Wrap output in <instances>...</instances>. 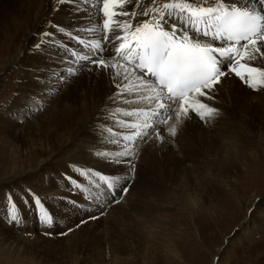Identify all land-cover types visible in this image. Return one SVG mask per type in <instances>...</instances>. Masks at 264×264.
Returning a JSON list of instances; mask_svg holds the SVG:
<instances>
[{
  "label": "rangeland",
  "instance_id": "obj_1",
  "mask_svg": "<svg viewBox=\"0 0 264 264\" xmlns=\"http://www.w3.org/2000/svg\"><path fill=\"white\" fill-rule=\"evenodd\" d=\"M49 1L48 12L51 13L57 0ZM101 2L102 0H94L86 7L97 9ZM83 11L79 9L78 13ZM27 12L28 10L24 11L22 15L20 13L18 22L11 25L9 34L6 33L0 39V132L2 131L0 133V264H116L117 258L120 259L121 264H209V259L217 255L222 264H264V128L254 122L249 124L248 128L243 125L245 132L236 137L229 133L222 137L221 133H218L219 130L232 127L233 124L227 122L226 118L219 121L217 117L221 114L215 117L218 124L214 118L210 123L202 122L201 125L206 131L209 130V124L215 126V130H210L214 135H208L209 138H213L217 134L215 139L210 138V144L216 145L215 149L209 146L206 152L199 151L197 154L199 158L194 165L186 164L187 169L184 170L177 168L176 174L172 177L169 175L170 179L168 177L164 186L155 183L157 176L154 182L149 179L145 184L139 185L135 184V177L133 183L135 186L130 188L128 195L121 194L115 202L103 204L105 207L102 206V211L95 215L96 218L88 219L83 224L87 227H91L93 222L94 226L98 225L94 235L87 236L75 231L79 218L76 214L77 218L74 217L73 213L68 214L63 224L56 221V228H48L43 224L38 217L43 215L44 210L38 211L37 206L25 204L24 199L30 200L31 197H23L20 194L26 188H31L44 198V204L53 212L62 204V197L73 194V191L69 190L71 185L57 183L54 175L60 165L74 152H78V146L85 141V138L80 137V140L74 141L75 144L71 148H60L53 153L49 152L50 142L47 146L41 140L33 141L36 139L33 130L38 116L42 115L44 109L47 110L61 95L63 85L49 94L50 92H45L43 89L33 92L30 85L23 84L22 77L27 75V70L22 64L14 63L12 59L19 54L23 35L29 29L28 18L31 12L29 14ZM41 33L31 36L28 52H34L33 46L40 41ZM81 34L79 33L78 39L72 42L74 46L85 48L79 40L85 43L90 40L80 38L83 37ZM90 43L92 45L97 42L90 41ZM87 49L90 50L91 46L87 45ZM48 51L49 48H45L38 53L45 56ZM102 57L110 59L109 56ZM30 59V55H26L24 59L26 67L30 65ZM72 61L76 64L82 63L83 68L78 72H72L68 79H64L67 74L61 77L62 72H55L56 74L53 73L48 77L41 76V72L28 73L33 76L38 86L42 85L46 88L53 81L61 80L63 84L69 86L70 91L69 94L67 91L65 96L68 95L62 99L71 100L76 96L75 90H79L80 93L86 83L90 88L94 85L91 81L86 82L90 74L87 70L90 65L75 58ZM251 64L257 63L252 60ZM61 65L64 66V63L58 64ZM14 99L24 102L23 105L32 101L31 103L38 104L41 110L36 113L31 112L29 106L22 108V105H16ZM130 118L134 119L132 116ZM225 122L229 124L226 125ZM161 127L163 130L160 138H155L156 134L153 132L142 143L137 144V148L134 149L137 155H139L137 149L141 151L150 144L160 146L164 138L171 137L168 134V126L161 122ZM3 131L13 132L3 133ZM24 138H31L32 143L25 142ZM82 139L84 140L81 141ZM110 140L109 133L104 134L92 146L104 149ZM104 142L106 144H103ZM88 143L87 141L85 145ZM58 145L60 146V143ZM217 147H221L219 151H216ZM108 148L111 149V146ZM172 149L174 151V148ZM225 155L232 156L233 159L239 157L235 163L233 160L232 168L223 167L217 162V158L220 157H222L220 160H224L227 157ZM92 157H95V154H92ZM137 161V158L132 161L135 167ZM83 181L85 178H81L80 182ZM98 183L105 182L87 180L85 184L80 183V191L77 193H82L83 197L87 198L91 189L97 188ZM10 191L17 197L15 209L10 207L6 199ZM77 193L73 196L80 199ZM116 202L120 205L117 208ZM61 211H64L63 207ZM13 212L17 223H11ZM97 221L98 223H95ZM69 226L73 232H68ZM117 234L124 246L121 250H116ZM94 236L100 241L96 252L89 250L93 248L86 245L94 239ZM93 256L99 259H94Z\"/></svg>",
  "mask_w": 264,
  "mask_h": 264
},
{
  "label": "snow or ice",
  "instance_id": "obj_2",
  "mask_svg": "<svg viewBox=\"0 0 264 264\" xmlns=\"http://www.w3.org/2000/svg\"><path fill=\"white\" fill-rule=\"evenodd\" d=\"M64 2L57 0L52 11L59 12V6ZM115 3L116 0H103L101 8L104 39L112 43L108 30L113 23L123 32L115 48V56L111 58L115 63L101 56L102 46L98 43H93L89 54L83 56L62 43L57 38L58 34H65L73 41L78 39L79 33L71 23H51L41 33L40 41L33 46L34 52H42L49 44L58 46L66 55L71 53L77 60L90 65L87 69L89 72L109 76L110 83L114 81V87L118 89L110 99L115 102L120 97L124 104L138 105L123 115H135L138 121L143 117L142 121L129 125L131 134L118 138L122 141L119 150L97 152L95 157L89 152L91 158L105 167L113 168V172L100 175L104 168L93 171L86 162L70 161L67 172L61 175L62 180L77 189L80 175L99 176V180L107 185L105 187V183H98L96 190L90 192L87 198L79 192L77 195L80 199L76 196L61 198V203L69 213L82 214L76 227L85 224L88 219H95L94 213L100 212L103 204H111L121 194L129 193L135 180L132 161L137 153L134 149L153 130L160 138L158 125L161 122L168 126L173 138L186 121L195 119L205 124L211 122L219 115V110L201 102L200 98L213 100L233 77L249 88L257 85L264 87V69L247 63L255 59L256 55L264 56V0H214L211 3L206 0L203 5L196 6L186 0H169L159 7L153 6L150 11H144L146 19L135 26L115 20ZM65 27H72L73 31L65 33ZM79 43L85 42L79 40ZM110 69L115 70V74ZM68 71L71 73L72 69ZM119 123L124 125L127 122ZM120 165H126V168L117 170L115 166ZM20 195L31 197L30 200L24 199L25 204L37 206L38 211L44 210L38 218L45 226H56L57 213L47 208L44 198L31 188H26ZM101 195L103 200L99 198ZM16 198L11 191L6 195L13 209L17 207ZM64 218H67V214ZM11 223H17L15 212L12 213ZM72 230L68 228V232ZM209 264H222L219 255L210 258Z\"/></svg>",
  "mask_w": 264,
  "mask_h": 264
},
{
  "label": "bare ground",
  "instance_id": "obj_3",
  "mask_svg": "<svg viewBox=\"0 0 264 264\" xmlns=\"http://www.w3.org/2000/svg\"><path fill=\"white\" fill-rule=\"evenodd\" d=\"M48 1L49 0H35V2L34 0H0V39L6 33L9 34L10 29L12 27L11 25L14 24L15 22H18L20 13L22 15V13L24 14V11L26 12V10H28L27 14L31 12L32 16L30 14V17L29 18L27 17L28 21L30 22L28 26L29 29L27 33L23 35V42L21 46H19V54L15 56L12 59V61L14 60L13 61L14 63H17L18 65L22 64L24 69L26 68L27 75L25 74L22 77L23 84L24 86L30 85L33 92H37V90L43 89L45 92H50L49 94H51L56 91L57 87L63 85V90L61 95L57 97L54 103H52V105H50L47 110L44 109L42 115L38 116L36 120L37 122L36 127L33 130V135H35L36 139L35 140L33 139V141L41 140L47 146L51 144V146H49V152L53 153L60 148H65V147L71 148L72 146H74L73 144H75L74 141L80 140V137L85 138V141H83L84 139L81 140L83 142L81 143V145L78 146L79 148L78 152H74L66 162L60 165L59 170L54 175V180L57 183L68 185L65 180L61 179V175L67 172L68 167H70L69 165L70 161L86 162L87 165L92 166L94 171L99 168H104V171L100 173L101 175H105L107 173L113 172V168L105 167L102 163L98 162L97 160H92L91 157L89 156V152H91L92 154H96L97 152H105V151L112 152L119 150L122 141L118 138L123 137L124 135L131 134L132 129L130 128L129 125L131 123L135 124L137 122L142 121L143 117H140V121H138L135 115L132 116L134 119L123 115V113L125 112L133 111V109L136 108L138 105L124 104L122 103V98L120 97H117L115 102H113V100L110 99V96H112L116 91H118V89L114 87L115 82L113 81L112 83H110L111 78L103 74L98 75L96 72H90V74H88V79L86 82L88 83L90 81L93 82L94 84L92 85L93 88H90V86L87 87L86 85L88 84L86 83V85H84V87L81 89L80 93L78 92L79 90H75L77 92L75 93L76 96L71 100L62 99L66 97L70 91H69V86L65 85V83L63 84L61 80L53 81L48 88L42 85L38 86V84L35 82L36 80L34 81L33 76L28 73L29 71L32 72L33 74L34 73L39 74L41 72V76L44 77H48L49 75L51 76L53 75V73L56 74L57 72L59 73L62 72L64 75L67 74L66 76H64V79L65 78L68 79L72 72H78L82 68L81 67L82 63L79 64L80 62H78L76 64L75 62L72 61L73 58L76 59L75 56L72 57V55H68V56L65 55L63 50L59 49L58 46H53L50 44L46 45L45 48L46 49L49 48L50 52L48 51V54H46L45 56L39 54L38 52H32V53H30V51L28 52L29 41L31 39V36H33L38 32H43L49 27L51 23H57L60 25H68L69 23H71L72 25L75 26L76 32L80 34L82 33L81 35L83 37L80 38H84L85 40H90L92 42H97L98 44H100L102 46V52H101L102 56H109L110 59L108 60H110V62L112 63L116 62L111 58L112 56H115V48L118 47L120 42L119 38L123 35L121 28L117 27L116 24L113 23L108 30V36L111 37L112 43L109 44L104 39V35H105L104 27H103L104 16L103 13L101 12V8L103 7V0L100 3L101 6L99 5L97 9H90V8L87 9L86 7L89 3H92L94 0H87V1L74 0V2L73 0H65V2L59 6L60 11L55 13L54 12L49 13L50 11L48 12V3L50 2ZM166 2H169V0H155V5L153 4V0H116V3L113 5V11L117 13L115 20L121 23H131L133 26H135V24L142 23L146 19V17L143 15L144 11H150V9L153 6L159 7L162 3H166ZM186 2L192 3L193 6H196L197 4L203 5L206 2V0H186ZM207 2L211 3L214 2V0H207ZM26 7H29V9H26ZM79 9L80 10L83 9L84 10L83 13L82 12L78 13ZM34 10L36 12H34ZM123 13H127V15H124ZM70 29L73 30L72 27H65V33L68 32L67 30ZM57 38L60 39L62 43L66 44L69 48L73 49L74 45L72 40L68 38L65 34H58ZM90 41L84 43L85 48H81V46H74V52L78 53L81 56L89 54L90 50L87 49V45L91 46ZM98 50L100 51V49ZM26 55H30L31 57L29 61L30 68L29 66L26 67V62H24ZM44 60L49 61V63L48 64L45 63ZM253 60L257 63L256 65L251 64L252 60L250 62L247 61V63H249L253 67L264 69V56L256 55L255 59ZM59 63H64V66L63 65L58 66ZM68 64H70L71 66ZM69 68L72 69L71 73H69L68 71ZM110 71H112L113 74H115V70L110 69ZM73 87H75V84L73 85ZM67 91L68 94L65 96ZM200 99L201 102L207 103L209 106L215 107L221 111L219 113L221 114V116L217 117L219 121L222 120L223 118H226L227 122L233 124L232 127L229 126L226 127V129L223 128L222 130H219L218 133L219 134L221 133L222 137H224V135L228 133L236 137V135L245 132L244 127L248 128L249 124L254 122H257V124H261L262 126L261 128H264V87H260L259 85H257L255 88H249L246 85L241 84L238 79L233 77L226 82V86L220 89V91L213 100H207L206 98H200ZM14 100L16 102V105L19 106L22 105V108L29 106L31 112L34 111L36 113L41 108L38 106V104L31 103L32 101L29 102L28 104L23 105L24 102L18 101V99H14ZM140 107H143V105H140ZM116 114L118 116H116ZM171 115L174 116V113H172ZM165 118H167V114ZM217 119L215 118L216 124H218ZM119 121H125L127 123L121 125ZM227 122H225V124ZM169 123H172V121L169 120ZM202 124H203L202 122L195 119L191 121H186L184 125L178 129L177 132L178 136H175L174 138L171 136L168 139L166 138L163 139L162 145L166 143L164 146L162 145L155 146L153 144H150L147 147H144L141 151L140 149H137L136 151H138L139 155L135 157V159L136 158L138 159L137 163H135L137 164L136 167L134 165L136 171L135 184L137 183H138L137 185L145 184L149 179H151V181L154 182L155 177L157 176L156 178L157 182L155 183H159L160 186L161 185L164 186L163 184L164 182H166V180H168L169 175H171L172 177V175L176 174L175 172L177 168L184 170L187 169L185 166L186 164L194 165V163L199 158L197 155L199 151L200 152L201 150L205 151L206 149H208L209 146L212 149H215L216 145H214V143L210 144V142L211 139H215L214 137L217 134L213 138L210 137L211 139L208 137V135L209 136L214 135L210 133L212 132L210 130H215L214 129L215 126L209 124L208 125L210 126L208 127L209 130L206 131L203 128H201ZM225 124L224 126L227 125ZM158 127L160 131L163 130V127H161V123L158 125ZM8 132L10 131H6V132L3 131V133H8ZM153 132L156 134L155 138H158L156 130H153ZM153 132L151 134H153ZM29 133L30 132L28 131V134ZM108 133H109V140L110 139L111 140L109 141L107 146L104 147V149L103 148L100 149L99 147H95V148L90 147L92 145H95L98 139L102 137V135L104 134L107 135ZM208 139H210V141H208ZM31 140H32L31 138L30 139L24 138L25 142L30 143ZM86 140L89 142L88 145H85L87 142ZM114 140L116 141L115 144L113 143ZM169 141H171V143H169ZM58 143H60V146L58 145ZM103 144H106V142H104ZM108 146L109 147L111 146V149H109ZM172 148H174V151ZM220 148L217 147L216 151H219ZM225 157L226 158L224 160H220V158L222 159V157L217 158V162H219V164H221L223 167L232 168L233 160L235 163V161L239 159V157L238 158L234 157L233 159L232 156L230 157L228 155H225ZM115 167L118 170L119 168H126V165H120ZM169 171H171L172 173H169ZM121 175H123V173H121ZM94 176L95 175L93 176L80 175L77 183L85 184L87 180L99 181L98 179L99 176L98 177L95 176V178ZM81 178H85V181L80 182ZM135 184H132L131 187L135 186ZM106 186L107 185H105V187ZM79 189L71 186V190L73 191V194L70 195L73 196L74 194L77 193V191H80ZM94 190H96V188H92L91 192ZM99 198L102 200L103 196L101 195ZM117 206H120L119 203L116 205V208ZM61 207H63L64 211H61ZM113 209L114 208L112 207V210ZM53 212L57 213L55 219L61 224H63V222L64 223L66 222V219L64 218L65 214H67V217L68 214H71L68 212L67 208L64 207L63 203L58 205L57 208L53 210ZM97 213L98 212L94 213V215H97ZM75 214L78 215V218L82 215L80 213H75ZM75 214L74 217L77 218ZM95 223H98V221ZM91 224L93 225H91V227L88 226L89 228L86 225H81V227L78 228L76 227L75 231H79L80 233L85 234L87 236L94 235V232L98 230L97 229L98 225L94 226V222ZM107 230L110 231L109 229ZM116 236L118 238V242L116 244L117 247L116 250H121L122 247L124 248V246L121 242L120 237H118V234ZM99 242L100 241H98V238L94 236V239L90 240L89 243H87L86 245L89 248L90 247L93 248V250L92 249L89 250L96 252L98 249L97 244ZM73 243L74 242H72V244ZM94 259H99V258L94 257ZM119 261L120 259L117 258L115 260V263L121 264V261L120 262Z\"/></svg>",
  "mask_w": 264,
  "mask_h": 264
}]
</instances>
